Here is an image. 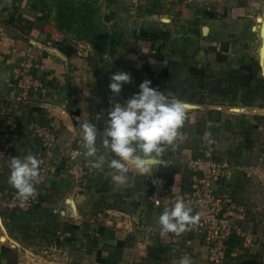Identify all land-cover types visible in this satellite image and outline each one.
Listing matches in <instances>:
<instances>
[{
	"label": "crops",
	"instance_id": "0c3cea01",
	"mask_svg": "<svg viewBox=\"0 0 264 264\" xmlns=\"http://www.w3.org/2000/svg\"><path fill=\"white\" fill-rule=\"evenodd\" d=\"M75 1L102 8L106 0ZM158 1L126 0L124 36L113 18L99 20L102 29L89 36L67 29L51 0H0V264H179L174 258L188 250L193 264H212L205 245L187 248L177 235L161 232L158 216L169 202L150 200L148 175L131 165L124 181L114 182L113 170L93 168L81 147L80 124L89 120L98 129V152L104 151L100 137L111 101L123 103L145 79L187 106L175 146L162 154L166 162L152 168L168 178L173 194L191 188L196 177L187 159L206 156L210 146L215 160L233 165L221 191L243 204L238 188L264 183V0H220L210 7ZM107 4L104 13L118 9ZM25 45L42 86L30 102L17 104L15 69ZM118 71L132 82L116 95L109 84ZM41 129L57 141L55 172L33 208L2 205L16 190L8 182L9 158L42 154ZM20 134L26 137L13 146L10 138ZM75 163L84 171L78 183L70 174ZM23 219L32 223L28 234L17 223ZM256 254L255 264H264V250ZM233 262L223 264H244Z\"/></svg>",
	"mask_w": 264,
	"mask_h": 264
},
{
	"label": "clouds",
	"instance_id": "9594fccd",
	"mask_svg": "<svg viewBox=\"0 0 264 264\" xmlns=\"http://www.w3.org/2000/svg\"><path fill=\"white\" fill-rule=\"evenodd\" d=\"M105 59L107 56L105 55ZM131 76L118 71L110 76L109 88L119 95L122 85L131 83ZM187 119V106L181 99L166 95L163 91L151 87V81L145 79L139 84V92L133 94L123 103L111 101L108 110L106 127L100 137L103 152H98V129L94 123L84 120L80 124L82 134L81 147L86 158H92V167L100 170L105 165L112 171L114 182H123L132 170L131 165L143 177L153 173L166 161L162 154L166 146H175L180 129ZM211 132H205V138ZM41 161L29 153L23 159L20 156L9 158V184L17 190L21 199H27L36 192L35 184L41 176ZM154 183H158L154 181ZM198 213L182 199L165 207L158 216V224L162 233L183 234L190 225L199 221ZM179 264H193L189 255L185 254Z\"/></svg>",
	"mask_w": 264,
	"mask_h": 264
},
{
	"label": "built area",
	"instance_id": "2783aa9c",
	"mask_svg": "<svg viewBox=\"0 0 264 264\" xmlns=\"http://www.w3.org/2000/svg\"><path fill=\"white\" fill-rule=\"evenodd\" d=\"M188 2H197L203 6L210 7L220 0H187ZM33 51L29 45H25V56L16 66V86L17 95L16 102H30L32 92L42 86L40 78L32 72L33 68ZM42 146L45 151L38 155L37 158L42 162L40 166L41 176L39 182L35 184L36 192L27 199H21L17 190L12 192L11 199H5L2 204L7 206H19L23 209L33 208L40 198L44 183L50 174L56 170V156L54 150L57 141L53 134L48 130H40ZM213 140L211 141V143ZM1 153L7 154L6 151ZM76 154L72 155V158ZM186 160V159H185ZM188 164L191 166L195 174V179L188 191L181 193L172 192V185L167 177L157 174L153 171L149 176L152 193L149 195L150 200L156 205H162L165 201L169 202V206L182 199L190 204L194 209V214H199V221L188 227L183 234L177 236V240H183V245L187 248H199L202 245L207 247L209 259L212 264H223L227 254L229 253L234 235L238 234L246 238V232L243 231V219L245 207L238 202L237 198L230 190L221 191L218 186L219 177L229 180L233 177V165L227 160H215L211 151L204 157L189 158ZM83 165L75 163L70 168L71 179L79 182L83 178ZM157 181L158 183H154ZM218 187H217V186ZM191 257V252H183ZM174 258L180 260V258Z\"/></svg>",
	"mask_w": 264,
	"mask_h": 264
},
{
	"label": "rangeland",
	"instance_id": "374dc122",
	"mask_svg": "<svg viewBox=\"0 0 264 264\" xmlns=\"http://www.w3.org/2000/svg\"><path fill=\"white\" fill-rule=\"evenodd\" d=\"M158 2L159 3L155 4V7H158V4L161 5V2L160 1ZM107 3H111L110 6L112 8H115L118 4V9L117 10L111 9L109 13L108 11H105L104 13V11H102V8H104V5L109 6V4ZM51 5L55 6L56 8L55 11L58 12L60 18L62 15V17L64 18V24L67 27V29L72 30L77 34L82 33L84 35L88 34L89 36H95L102 29L101 27L99 28L97 25L99 20H108L109 18L115 19L114 20L115 23L118 21L121 22V24H119V27L117 28V34H120L122 36L126 34L127 31L126 27H123L122 25L125 19H130V13L127 14V11H125L126 7L130 5L129 3L126 2V0H106L102 8L98 6L95 7L94 5L86 6L84 8V12H82L83 5L80 2H76L75 0H71L65 3L59 0H51ZM28 128L31 129L32 131L34 125L32 128L31 125L29 124ZM19 136L20 138L18 137L16 139L10 138L15 141L13 146H15L16 143L19 142V140H22L26 137V136L22 137L23 136L22 134H20ZM39 138H41V136ZM205 139H207L209 144L212 145L211 144V141L213 140L212 138H205ZM205 148H207V146ZM208 149L212 150L213 146H210ZM28 154L29 153L24 154L22 159L26 157ZM195 158L197 159L198 157H194V159ZM224 180H226L224 177H219L218 179L219 189L221 188V185L224 182ZM238 194H240V197L243 200L242 206L245 207V212L243 213L244 219L242 225H243V231L246 232V238L245 239L243 238L244 235L243 236L241 235L239 236L238 234L234 235L233 237L234 239L231 240L232 246H234L233 251L231 252L232 255L235 256L234 260L231 258V255L228 253V255L230 256L227 255L225 261H227L228 259L231 263H234L233 261L235 260L239 261L240 259L241 263L255 264V261L259 260L256 254L257 250H259V248L260 250L261 249L264 250V183L258 182L257 180H252V181L250 180L248 181V183H246L244 187L238 188L237 195ZM28 220H31L30 215L28 216ZM28 220L23 219L21 223L17 222L20 226L27 228L26 231H23L26 234H28L32 229V227L30 226L32 225V223ZM38 225H42V227H44V223ZM208 259H209V252H208Z\"/></svg>",
	"mask_w": 264,
	"mask_h": 264
},
{
	"label": "trees",
	"instance_id": "16d2710c",
	"mask_svg": "<svg viewBox=\"0 0 264 264\" xmlns=\"http://www.w3.org/2000/svg\"><path fill=\"white\" fill-rule=\"evenodd\" d=\"M82 5H83V9L86 7V6H89L91 5L89 2L87 1H81ZM194 71H197L195 68H191V72H194ZM201 72V71H200Z\"/></svg>",
	"mask_w": 264,
	"mask_h": 264
}]
</instances>
